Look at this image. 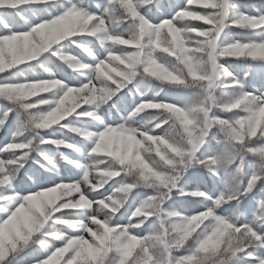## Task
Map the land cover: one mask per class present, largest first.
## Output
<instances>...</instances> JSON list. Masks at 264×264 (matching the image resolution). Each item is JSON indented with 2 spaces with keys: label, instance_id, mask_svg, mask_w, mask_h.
<instances>
[{
  "label": "snow or ice",
  "instance_id": "6c2138e0",
  "mask_svg": "<svg viewBox=\"0 0 264 264\" xmlns=\"http://www.w3.org/2000/svg\"><path fill=\"white\" fill-rule=\"evenodd\" d=\"M0 264H264V0H0Z\"/></svg>",
  "mask_w": 264,
  "mask_h": 264
},
{
  "label": "trees",
  "instance_id": "16d2710c",
  "mask_svg": "<svg viewBox=\"0 0 264 264\" xmlns=\"http://www.w3.org/2000/svg\"><path fill=\"white\" fill-rule=\"evenodd\" d=\"M199 7H200L199 5H192L191 6V8H199ZM240 32H241V30L238 29L235 34H239Z\"/></svg>",
  "mask_w": 264,
  "mask_h": 264
},
{
  "label": "rangeland",
  "instance_id": "374dc122",
  "mask_svg": "<svg viewBox=\"0 0 264 264\" xmlns=\"http://www.w3.org/2000/svg\"><path fill=\"white\" fill-rule=\"evenodd\" d=\"M238 30V29H237Z\"/></svg>",
  "mask_w": 264,
  "mask_h": 264
}]
</instances>
